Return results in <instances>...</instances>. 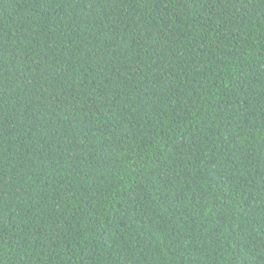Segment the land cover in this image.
I'll use <instances>...</instances> for the list:
<instances>
[{"label":"trees","instance_id":"trees-1","mask_svg":"<svg viewBox=\"0 0 264 264\" xmlns=\"http://www.w3.org/2000/svg\"><path fill=\"white\" fill-rule=\"evenodd\" d=\"M0 264H264V0H0Z\"/></svg>","mask_w":264,"mask_h":264}]
</instances>
